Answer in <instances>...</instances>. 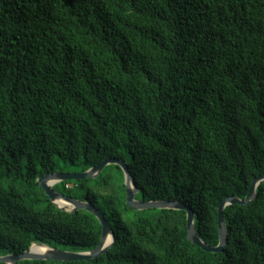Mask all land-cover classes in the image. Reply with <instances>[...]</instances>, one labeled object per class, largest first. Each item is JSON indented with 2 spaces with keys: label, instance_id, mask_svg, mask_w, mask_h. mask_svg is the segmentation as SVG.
<instances>
[{
  "label": "trees",
  "instance_id": "1",
  "mask_svg": "<svg viewBox=\"0 0 264 264\" xmlns=\"http://www.w3.org/2000/svg\"><path fill=\"white\" fill-rule=\"evenodd\" d=\"M109 159L137 200L183 202L218 245V206L264 174V0H0V256L95 249L96 218L36 180ZM53 188L99 209L115 243L17 264H264V181L224 209L221 253L187 240L184 211L127 207L118 166Z\"/></svg>",
  "mask_w": 264,
  "mask_h": 264
},
{
  "label": "water",
  "instance_id": "2",
  "mask_svg": "<svg viewBox=\"0 0 264 264\" xmlns=\"http://www.w3.org/2000/svg\"><path fill=\"white\" fill-rule=\"evenodd\" d=\"M109 165L118 166L123 172L124 185H125V204L127 207L135 211L144 210H174V211H184L186 213V224H187V240L208 253H218L223 252L224 247L227 244V228L224 218V209L231 205L246 206L256 198V189L264 181V174L253 179L248 193L244 199H239L236 197L226 198L217 209V224H218V235L219 243L215 247H211L204 243L197 235L194 219V212L186 206L181 201H170V200H156V201H146L142 202L136 199V195L140 192L136 186L134 179L132 178L128 167L124 161L109 159L101 162L97 166H94L83 173H62L54 172L51 174L43 175L37 178V183L43 190L49 201L60 211L66 213H75L80 210H84L91 215H93L99 222L101 227V239L97 247L88 252H69L60 251L50 248L42 244H31L28 250L20 255L10 254L5 256H0L1 264H17L21 261H58V262H75V261H88L94 260L97 257L104 255L107 251L114 245L115 237L109 226L108 222L105 220L104 214L94 207L90 202L79 201L54 190V186L67 181H79L85 178L94 179L96 178L105 167ZM53 181V184H48V181ZM58 202H64L68 205L65 207H60ZM33 247L42 248L44 251L40 255H33L30 253Z\"/></svg>",
  "mask_w": 264,
  "mask_h": 264
},
{
  "label": "bare ground",
  "instance_id": "3",
  "mask_svg": "<svg viewBox=\"0 0 264 264\" xmlns=\"http://www.w3.org/2000/svg\"><path fill=\"white\" fill-rule=\"evenodd\" d=\"M48 184H50V185H52L53 184V181H48ZM58 205L60 206V207H65V205H68L67 203H64V202H58ZM44 251V250H43ZM43 251H37L36 249H35V247H33L32 249H31V251H30V253L31 254H33V255H40V254H42L43 253Z\"/></svg>",
  "mask_w": 264,
  "mask_h": 264
},
{
  "label": "rangeland",
  "instance_id": "4",
  "mask_svg": "<svg viewBox=\"0 0 264 264\" xmlns=\"http://www.w3.org/2000/svg\"><path fill=\"white\" fill-rule=\"evenodd\" d=\"M73 191H74V193H77V194H84V193H82V192H80V190H78V189H73Z\"/></svg>",
  "mask_w": 264,
  "mask_h": 264
}]
</instances>
